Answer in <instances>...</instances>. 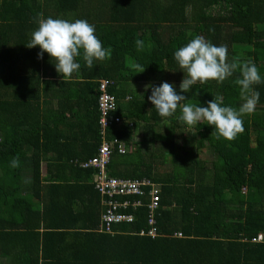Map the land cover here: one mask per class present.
Returning <instances> with one entry per match:
<instances>
[{"label": "trees", "instance_id": "1", "mask_svg": "<svg viewBox=\"0 0 264 264\" xmlns=\"http://www.w3.org/2000/svg\"><path fill=\"white\" fill-rule=\"evenodd\" d=\"M38 13L87 20L111 58L92 68L78 58L79 73L63 80L48 53L40 59L38 46H26ZM197 35L261 75L256 111L243 117L234 141L216 139L206 122L188 128L179 108L161 117L148 100L151 87L137 84L168 82L180 92L184 73L174 53ZM137 64L145 71L138 74ZM237 78L239 71L223 83L196 84L181 93L183 103L206 107L223 96L224 106L238 109ZM101 79L113 81L112 114L121 118L106 139L127 149L114 146L109 175L161 186L154 238L140 235L149 228L145 207L129 209L135 220L112 233L98 231L94 170L79 163L101 143ZM198 150L210 153L209 166ZM168 157L172 170L162 171ZM259 234L263 240L253 241ZM0 264H264V0H0Z\"/></svg>", "mask_w": 264, "mask_h": 264}, {"label": "clouds", "instance_id": "2", "mask_svg": "<svg viewBox=\"0 0 264 264\" xmlns=\"http://www.w3.org/2000/svg\"><path fill=\"white\" fill-rule=\"evenodd\" d=\"M37 29L31 34V40L26 45L28 48L39 47L38 58L42 59L48 53L63 80L73 79L81 68L78 58H82L88 68H92L94 61H105L111 58V48L105 49L101 40L96 35L95 26L85 19L69 21L62 18H45L43 13L34 17ZM137 50L142 51L144 42L137 40ZM174 58L183 70L184 77L180 83V92L175 86L163 82L160 86L151 87L148 100L154 105L161 117H172L177 109H181L182 120L189 127L206 122L216 129V139L224 138L234 141L245 129L243 117L252 115L256 111L259 93L253 86L262 83L261 75L256 65L252 62L241 63L235 57L228 61L226 46H216L203 36L197 35L185 46L174 53ZM139 73L145 68L139 64L134 66ZM239 71L240 77L235 83L240 86V96L244 103L237 109L224 106L223 96H216L207 102L206 107L183 103L188 93L196 84H206L209 81L223 83L235 72ZM13 168L19 167V158L11 160Z\"/></svg>", "mask_w": 264, "mask_h": 264}, {"label": "built area", "instance_id": "3", "mask_svg": "<svg viewBox=\"0 0 264 264\" xmlns=\"http://www.w3.org/2000/svg\"><path fill=\"white\" fill-rule=\"evenodd\" d=\"M112 80L101 79L98 86L97 110L98 126L101 136V143L95 156L79 163L81 168H91L94 174L91 184L100 197V227L99 232L112 233V226L124 222H133L135 216L127 213L129 209L136 211L137 208L145 207L147 210L148 230L141 231L140 235L157 236L156 214L160 206L161 186L154 181L143 179H125L112 177L108 172V165L111 160L112 149L117 145V152L125 154L127 152L125 143L114 138L106 139V129L112 125H120L121 118L113 116L116 109V99L108 92ZM131 123H129V127ZM145 201V202H143ZM180 236V234H178ZM263 240L261 234L253 241Z\"/></svg>", "mask_w": 264, "mask_h": 264}, {"label": "rangeland", "instance_id": "4", "mask_svg": "<svg viewBox=\"0 0 264 264\" xmlns=\"http://www.w3.org/2000/svg\"><path fill=\"white\" fill-rule=\"evenodd\" d=\"M138 84V86L140 87V89H148V87H145L146 85H140L141 83H137ZM130 88H137V87H134V86H130ZM147 91V90H146ZM188 128H194V126L193 127H189L188 126ZM184 130V129H183ZM162 134H163V132H162ZM143 137V136H142ZM141 137V138H142ZM177 140V139H176ZM132 150H133V146H132ZM196 157L197 158H199V159H201V160H205V161H207V166H209L210 165V160H211V158H210V153L209 152H207V150H198V151H196ZM172 164H171V159H170V157H168L167 158V163H165V165L162 167V171H165V170H168V169H171L172 170V166H171ZM206 166V167H207ZM43 169V171L45 170L44 169V166L41 168V170ZM177 170V172H180V173H182L183 171H180V169L178 170V169H176ZM42 174H43V172H42Z\"/></svg>", "mask_w": 264, "mask_h": 264}, {"label": "crops", "instance_id": "5", "mask_svg": "<svg viewBox=\"0 0 264 264\" xmlns=\"http://www.w3.org/2000/svg\"><path fill=\"white\" fill-rule=\"evenodd\" d=\"M135 84L134 83H131V85L130 86H134ZM143 86V85H142ZM146 86H149V85H146ZM145 86V87H146ZM58 99H53L52 100V104H53V106L55 107V103L54 102H56ZM126 127H129V124H128V126H126ZM134 134H135V132H134ZM129 152H131L132 150H128ZM45 165V163H42V167ZM45 167V166H44ZM45 169V168H44ZM42 172H43V175H44V173H45V170L43 171V169H42ZM101 213V212H100ZM99 227H100V219H99V226H98V231H99Z\"/></svg>", "mask_w": 264, "mask_h": 264}]
</instances>
